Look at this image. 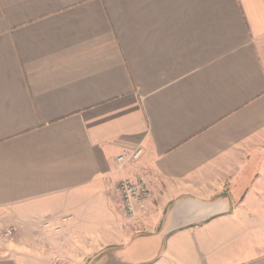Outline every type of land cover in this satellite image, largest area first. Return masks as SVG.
<instances>
[{"label": "crops", "instance_id": "obj_1", "mask_svg": "<svg viewBox=\"0 0 264 264\" xmlns=\"http://www.w3.org/2000/svg\"><path fill=\"white\" fill-rule=\"evenodd\" d=\"M0 220V264H264V0H0Z\"/></svg>", "mask_w": 264, "mask_h": 264}, {"label": "built area", "instance_id": "obj_2", "mask_svg": "<svg viewBox=\"0 0 264 264\" xmlns=\"http://www.w3.org/2000/svg\"><path fill=\"white\" fill-rule=\"evenodd\" d=\"M142 151L134 149L116 158L119 167L128 166L138 160ZM155 180L152 172L140 171L132 177L118 181L115 192L119 198L122 217L133 227H137L148 214L147 202L151 196V182ZM8 229L7 235H12Z\"/></svg>", "mask_w": 264, "mask_h": 264}, {"label": "rangeland", "instance_id": "obj_3", "mask_svg": "<svg viewBox=\"0 0 264 264\" xmlns=\"http://www.w3.org/2000/svg\"><path fill=\"white\" fill-rule=\"evenodd\" d=\"M8 228L3 225V220H0V258L6 253H10L13 249L14 238L7 235Z\"/></svg>", "mask_w": 264, "mask_h": 264}]
</instances>
